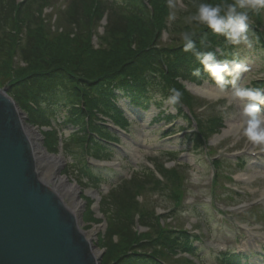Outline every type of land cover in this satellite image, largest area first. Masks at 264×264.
Returning <instances> with one entry per match:
<instances>
[{"label": "trees", "instance_id": "obj_1", "mask_svg": "<svg viewBox=\"0 0 264 264\" xmlns=\"http://www.w3.org/2000/svg\"><path fill=\"white\" fill-rule=\"evenodd\" d=\"M54 1L0 0V87L9 88L10 95L27 113L32 125L39 129L51 128L43 134L50 154L59 152L60 129H74L63 143L74 162L71 168L79 185L86 182L98 189L101 183L112 184V190L101 203V213L108 225L102 264H164L163 260L177 251L195 253L187 233L165 230L155 213L141 206L138 200L148 192L164 190L172 198H179L185 166L177 162L176 152L166 153L168 160L176 162L171 168L159 162V156L150 159L163 181L148 166L130 178L114 170L95 169L87 165L85 154L99 160L114 159L116 151L103 141L115 138V134L101 125L98 115L122 127L129 126L128 117L118 106L120 101L142 110L151 105L159 107L171 95L169 90L175 88L182 93L181 101L191 107L192 97L178 80L197 85L215 81L193 52L183 51L181 38L162 46V32L170 30L169 0H151L150 7L145 0H68L62 13L63 23L51 29L45 10H50L48 6ZM202 2L225 5L237 0H184L186 11L182 14L189 16L192 24L186 25L182 33L192 34L198 51L216 55L215 49L209 46L213 44L223 48L220 60L235 59L243 63L248 58L262 60L261 34L255 24L250 25V21L260 22V8L247 11L251 41L248 47L232 45L207 25L195 21L192 17ZM104 17L107 25L99 35L95 28ZM94 36L98 39L97 46L93 45ZM13 66L17 71L11 78ZM197 68L200 74L193 75ZM158 94L159 99L154 97ZM174 108L183 115L179 103ZM172 119L166 117L167 121ZM199 127V135L193 134L185 140L195 149L206 133L220 129L219 125L203 120H199ZM70 145L80 146V152L70 149ZM135 213L141 214L140 222L148 228L141 236L135 232ZM89 214L93 212L89 210ZM223 260L226 264H244L243 258L234 255Z\"/></svg>", "mask_w": 264, "mask_h": 264}, {"label": "rangeland", "instance_id": "obj_2", "mask_svg": "<svg viewBox=\"0 0 264 264\" xmlns=\"http://www.w3.org/2000/svg\"><path fill=\"white\" fill-rule=\"evenodd\" d=\"M67 1L56 0L49 4L50 10L48 8L45 10L48 15L47 22H51L49 25L51 29L54 27L53 25L59 26L63 23L64 15L62 13L68 6ZM170 3L172 5L170 7L171 13L174 14L175 18L169 19L170 30L168 34L163 36L162 46L170 44L171 40L181 38L184 27L192 24L189 16L182 14L181 0H169ZM250 10L251 8L245 9V11ZM56 20L58 21L56 22ZM260 26L261 33L264 36V7L261 8ZM99 27L95 28V33L99 32ZM178 31H181V33L179 34ZM45 34L48 35L49 32L45 31ZM95 43L94 40L93 45ZM262 53H264V49H262ZM15 62L14 60V64ZM244 64L247 66L248 71L241 74V79L238 80L237 84L254 88V82L260 79L264 80V59L251 61L248 58ZM20 66L23 65L20 64ZM13 69L14 66L11 69V78H14L17 71ZM185 85L187 87H198L188 83ZM0 88L4 89L6 87ZM198 88L215 90L218 89V86L205 83ZM229 89L225 92L231 95L232 87ZM8 94L12 97L10 90ZM154 97L159 99L160 95ZM194 97L197 98H193L191 103L194 115L199 120L210 121L220 126L217 132L206 133V137L209 138L207 142L208 151L203 147L195 149L192 143L185 142L191 133H183V130H179V128H192L188 125V122L179 120L169 124L166 120L159 118V115L163 113L164 115L176 114V110L172 105L167 103L168 97H165L164 101L162 100L161 108L151 105L147 110L130 108L129 103L122 100L118 105L128 113V116H126L130 122L135 120L138 125L127 126L131 132L130 137L123 135L119 137L121 144L114 159V164L117 165L116 171L120 172L125 178H129L132 174L141 173L145 166L151 168V158L159 156V162L161 161L162 164L171 167L175 163L166 158V153L176 152L177 156L179 155L177 162L185 166L184 181L182 183L183 200L192 209L187 211H183L181 208L177 209L179 206L170 196V193L165 190L162 192H148L146 196L140 197L141 204L149 211L156 210L158 213L162 212L168 217L174 218L168 222L170 228L185 230L191 229L194 225V229L202 240L199 245H195L200 248L198 262L179 255L178 261L171 257L168 259V264H222L218 259L217 252L220 249L224 251L227 248L236 253L246 252L251 257L249 262L261 264V259L258 256L263 253L261 244H264V240L255 237L264 233V147L252 145L246 137L238 132L242 111L239 100H233L232 98L209 100L198 96ZM261 111L264 112V105H261ZM98 119H100V116H98ZM30 125L32 126L31 123ZM36 129L39 132L42 131ZM176 131H179V133L175 137H164L166 133ZM60 132L64 133L67 139L71 135L72 129L63 127ZM219 132L221 133L214 135ZM44 144L48 148V144L43 139ZM69 148L80 152V146L70 145ZM254 151L256 154L252 155L250 152ZM60 155L64 157L65 161L59 175L77 184L74 169L71 168L74 163L72 157L67 154L66 150L61 151ZM220 156L216 173L211 160ZM210 157L212 158L210 159ZM238 159L240 161L236 163L235 161ZM65 172H68L67 175ZM232 174L233 176H231ZM106 184L110 190L113 188L110 182ZM78 186L80 188L79 197L84 203L80 210V228L88 234L97 229L95 237L90 240L94 248L101 252L100 264H102L105 256L103 240L107 230V222L100 210L95 208V204L97 198H101L100 193H107L108 190L105 189L107 188L105 186V190H103V187L97 190L90 185H84L83 188L81 185ZM211 200L212 204L210 203ZM195 205L197 207H193ZM89 210L93 212V215L89 214ZM195 216L199 217L200 220H196ZM144 230L143 228L140 232H145Z\"/></svg>", "mask_w": 264, "mask_h": 264}, {"label": "water", "instance_id": "obj_3", "mask_svg": "<svg viewBox=\"0 0 264 264\" xmlns=\"http://www.w3.org/2000/svg\"><path fill=\"white\" fill-rule=\"evenodd\" d=\"M8 93L0 88V264H100L77 219L40 182L19 113L27 115Z\"/></svg>", "mask_w": 264, "mask_h": 264}, {"label": "clouds", "instance_id": "obj_4", "mask_svg": "<svg viewBox=\"0 0 264 264\" xmlns=\"http://www.w3.org/2000/svg\"><path fill=\"white\" fill-rule=\"evenodd\" d=\"M264 7V0H237L236 3L225 5L202 2L197 6L193 19L207 25L213 33L222 35L232 45L245 44L251 47L248 36L249 16L247 11L238 9ZM169 7H172L171 3ZM174 14H169V19H174ZM183 51L193 52L206 72L210 74L221 92L225 91V85L231 84V97L239 100L241 108V120L238 132L247 138L252 145L264 147V112L261 105H264V89L247 88L237 84L241 74L248 71L247 66L239 60H218L213 52H201L196 49L195 41L190 33H182ZM204 43V39H201ZM200 69L193 71V75H199ZM231 77V79H226ZM171 95L167 99L169 105H176L180 102L182 93L172 88Z\"/></svg>", "mask_w": 264, "mask_h": 264}, {"label": "bare ground", "instance_id": "obj_5", "mask_svg": "<svg viewBox=\"0 0 264 264\" xmlns=\"http://www.w3.org/2000/svg\"><path fill=\"white\" fill-rule=\"evenodd\" d=\"M190 90L194 94L207 98L219 99L223 97H229L226 93H223L217 89H209L204 91L200 88L190 87ZM19 114L23 128L30 138L29 141L33 151L35 168L37 170L40 182L45 187L49 188L51 191L60 196L65 207L74 215L79 223V226L81 227L80 210L82 209L84 203L79 197L80 188L77 184L70 182L68 178L59 175L65 161L64 157L62 155L54 156L49 154L45 144L43 145L41 133L35 127L30 125L29 118H23L21 112ZM82 231L89 240L95 237L97 233V229L92 230L89 234L83 229ZM92 246V255L97 260L101 256V252Z\"/></svg>", "mask_w": 264, "mask_h": 264}]
</instances>
